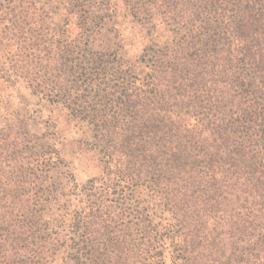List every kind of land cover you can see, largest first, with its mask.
Returning <instances> with one entry per match:
<instances>
[{
	"label": "trees",
	"instance_id": "trees-1",
	"mask_svg": "<svg viewBox=\"0 0 264 264\" xmlns=\"http://www.w3.org/2000/svg\"><path fill=\"white\" fill-rule=\"evenodd\" d=\"M193 1L190 15L168 17L175 40L147 73L129 68L120 90L112 79L105 89L92 66V91L62 96L93 134L105 190L144 194L139 212L121 214L89 197L77 226L92 264H264V0ZM67 54L61 72L74 67ZM131 216L142 234L104 238L105 217L131 230Z\"/></svg>",
	"mask_w": 264,
	"mask_h": 264
},
{
	"label": "rangeland",
	"instance_id": "rangeland-1",
	"mask_svg": "<svg viewBox=\"0 0 264 264\" xmlns=\"http://www.w3.org/2000/svg\"><path fill=\"white\" fill-rule=\"evenodd\" d=\"M192 3L0 0V264H92L78 244L83 237L77 226L89 197L109 198L111 209L117 206L120 214L139 212L144 194L136 191L133 198L130 191L105 190V165L93 134L73 113L77 106L67 108L62 96L88 95L92 66L102 67L98 72L106 79L101 81L105 89L110 79L115 80L111 86L119 85L129 68L139 76L147 73L144 67L154 53L175 40L168 17L190 15ZM68 51L74 67L61 72ZM256 86L264 88L259 81ZM258 112L264 116V107ZM161 215L150 212L152 226ZM105 219L102 225H110L106 239L142 234L137 232L140 218L131 216V230L126 221ZM251 232L243 237L249 239Z\"/></svg>",
	"mask_w": 264,
	"mask_h": 264
}]
</instances>
